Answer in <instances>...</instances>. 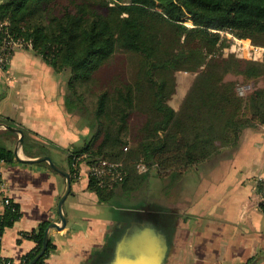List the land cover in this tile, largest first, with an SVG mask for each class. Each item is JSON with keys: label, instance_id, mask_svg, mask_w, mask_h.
Masks as SVG:
<instances>
[{"label": "trees", "instance_id": "obj_1", "mask_svg": "<svg viewBox=\"0 0 264 264\" xmlns=\"http://www.w3.org/2000/svg\"><path fill=\"white\" fill-rule=\"evenodd\" d=\"M186 15L193 26L184 23ZM5 20L9 31L31 40L34 52L55 71L71 72L67 107L83 110L91 126L88 141L68 155L71 180L73 155L83 152L88 153V162L99 156L123 161L127 169L125 180L120 182L123 185L130 175L128 161L132 158L155 166L161 177H170L222 148L236 146L244 128L264 122V88L245 97L239 95L236 83L225 79L231 67L221 69L210 57V47L221 41L222 31L264 44V0H0V23ZM119 49L138 55L134 78L117 85V109H110V93L103 90L90 113L76 84L90 80ZM180 69L197 74L176 108L168 100L175 92L173 74ZM238 71L255 77L264 73V65L245 61ZM134 109L148 119L135 145L126 149L125 130ZM0 121L14 125L9 116L0 115ZM24 141L26 149L30 145L31 149L41 148L34 141L28 142L26 132ZM13 158L11 149L1 147L0 161ZM89 187L100 200L110 199L109 188L93 180ZM20 215L18 204L11 200L0 215V246L4 230ZM49 223L43 220L24 233L35 246L19 264H29L39 254ZM53 248L55 244L49 239L34 264H45ZM6 259L0 257V264Z\"/></svg>", "mask_w": 264, "mask_h": 264}, {"label": "crops", "instance_id": "obj_2", "mask_svg": "<svg viewBox=\"0 0 264 264\" xmlns=\"http://www.w3.org/2000/svg\"><path fill=\"white\" fill-rule=\"evenodd\" d=\"M63 72L32 48L18 50L5 69L0 67V115L11 117L12 126L42 148L29 144L26 149L23 139L16 156L20 132L0 127V149L14 153L13 160L0 161V215L5 196L21 212L3 232L0 257L16 262L35 246L25 232L43 220L62 224L59 205L67 189L66 176L49 160L27 159L49 155L71 173L69 153L91 135L89 116L67 107L69 78L60 77ZM79 167L81 174L72 178L63 201L66 225L49 230L55 248L45 264H98L103 255H112L121 227L132 219L129 211L145 206L159 212L172 232L166 264H264V210L256 182L264 174V126H247L236 146L220 149L185 172L166 178L158 174L166 184L160 191L157 185L151 197L145 196L147 174L140 172L109 188V200H100L89 187L87 161ZM126 198L135 205H122L119 200Z\"/></svg>", "mask_w": 264, "mask_h": 264}, {"label": "rangeland", "instance_id": "obj_3", "mask_svg": "<svg viewBox=\"0 0 264 264\" xmlns=\"http://www.w3.org/2000/svg\"><path fill=\"white\" fill-rule=\"evenodd\" d=\"M156 8L162 9L159 6H156ZM184 22L185 24L193 26L192 22L187 18H184ZM221 34V41L210 47V57L216 59L221 69H224L225 66L231 67L230 71L225 73V79L235 82L236 90L239 95L244 97L256 89L264 88V73L255 77H246L238 71V68L244 67L245 61L251 60L264 65V44L257 43L251 38H239L229 31H222ZM237 39H244L245 41H239ZM137 64L138 55L135 52L119 49L90 80L77 83L78 95L81 97L82 104L88 112H93L97 94L103 90H108L110 93V109H117L119 103L116 101L117 85L119 86L121 83L131 81L134 78ZM196 74V72H191L186 69H180L174 72L173 78L176 82L175 92L168 100L172 106L179 107L182 98L187 94ZM70 75V70H65L60 74V77L69 78ZM147 119L148 117L138 109H134L128 117L127 130H125V136L128 141L126 146L128 149L135 145V142L139 139ZM257 125L264 126V122H259ZM128 163L130 167L128 169L131 170L130 174L132 173L135 176L140 173L136 158L130 159ZM147 171L145 196L151 197L156 194L157 185L160 191L166 183L165 179L158 175L157 169L154 167L150 166ZM167 194H171L170 189L167 191ZM119 201L124 206L135 205L129 198Z\"/></svg>", "mask_w": 264, "mask_h": 264}, {"label": "water", "instance_id": "obj_4", "mask_svg": "<svg viewBox=\"0 0 264 264\" xmlns=\"http://www.w3.org/2000/svg\"><path fill=\"white\" fill-rule=\"evenodd\" d=\"M0 127L20 132L17 148L15 149V154L18 156V148L22 145L24 139L23 130L4 122H0ZM45 159L49 160L51 165L67 178V189L59 205L62 224L56 222L49 224L45 233L44 245L39 254L29 264H34L39 256L44 253L49 241L50 228L53 226L62 228L67 221L62 212V207L66 195L71 190V173L57 166L49 155L27 160L33 162ZM129 213L132 215V219L129 222H124L121 227L112 255H103L98 264H166L172 245V232L167 229V223L163 216L149 206L134 211L130 210ZM94 263L95 261H89V264Z\"/></svg>", "mask_w": 264, "mask_h": 264}, {"label": "built area", "instance_id": "obj_5", "mask_svg": "<svg viewBox=\"0 0 264 264\" xmlns=\"http://www.w3.org/2000/svg\"><path fill=\"white\" fill-rule=\"evenodd\" d=\"M185 18L191 21L192 25H194L189 15H186ZM8 26H9L8 20H5L0 23V30L2 31V36L0 39V67L3 69H5L9 65L11 59L15 55V52L24 48H32L33 46L31 40H28L24 37L14 36L9 31ZM237 40L245 41L244 39H237ZM125 148L128 149L127 146ZM88 157L89 155L87 152L73 155V159H72V165L74 168L72 172L73 176L75 177L80 176L81 174L79 170L80 161L85 160L87 161V165H88V169L86 170L85 175L89 178V180H93L99 186L111 188L115 184L123 182L125 180L127 176V169L123 161L113 160L99 156L97 158H94L93 161L88 162L87 159ZM137 167L140 172H145L149 168L147 164L143 161H139L137 163ZM256 182L258 187L259 205L264 210V174L258 175L256 178ZM0 189H3L2 181H0ZM3 202L4 205L6 206L7 204H10L11 199L8 196H5L3 198ZM19 262H16L11 258L5 260V264H19Z\"/></svg>", "mask_w": 264, "mask_h": 264}]
</instances>
